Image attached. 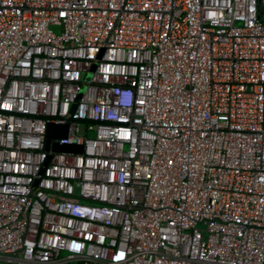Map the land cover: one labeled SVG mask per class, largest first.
I'll list each match as a JSON object with an SVG mask.
<instances>
[{
    "label": "built area",
    "instance_id": "obj_1",
    "mask_svg": "<svg viewBox=\"0 0 264 264\" xmlns=\"http://www.w3.org/2000/svg\"><path fill=\"white\" fill-rule=\"evenodd\" d=\"M0 264H264V0H0Z\"/></svg>",
    "mask_w": 264,
    "mask_h": 264
},
{
    "label": "water",
    "instance_id": "obj_2",
    "mask_svg": "<svg viewBox=\"0 0 264 264\" xmlns=\"http://www.w3.org/2000/svg\"><path fill=\"white\" fill-rule=\"evenodd\" d=\"M60 130L59 134L57 133V130ZM48 141H47V148H49L50 145V139L55 137H66L68 135V126L67 125H56V124H49L48 127ZM53 149L58 152H68L71 150H75L76 152H81L82 147L80 146H73V145H61L59 143H55L53 145Z\"/></svg>",
    "mask_w": 264,
    "mask_h": 264
}]
</instances>
